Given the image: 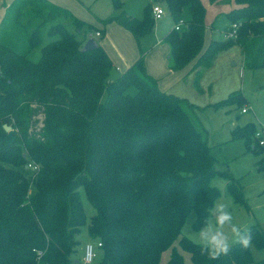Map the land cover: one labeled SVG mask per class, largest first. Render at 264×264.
<instances>
[{
  "label": "trees",
  "instance_id": "1",
  "mask_svg": "<svg viewBox=\"0 0 264 264\" xmlns=\"http://www.w3.org/2000/svg\"><path fill=\"white\" fill-rule=\"evenodd\" d=\"M156 1L164 3L174 24L183 21L180 30L173 28L164 38L173 71L195 61V67H209L232 45L240 47L245 70L264 68V0H234L236 8L225 14L226 40L213 38L206 48L201 0H152L141 19L121 12L101 22L123 26L140 47L141 38L154 29ZM112 4L115 10L123 6L121 0ZM5 8L0 23V264H78L84 226L89 242L102 243L94 264H161L168 250L166 264H186L180 250L193 264H264V259L255 262L251 251V245L264 248L258 226L245 231L251 234L248 248L236 242L218 260L182 236L188 216L196 214L198 230L220 196L211 183L215 176L226 180L236 204L247 201L241 180L215 169L211 147L185 102L160 91L146 73L144 51L132 68L113 78V61L99 43L85 52L87 40L56 22L66 18L76 31L96 30L71 11L47 0H15ZM45 27L52 41L42 45ZM231 32L234 36L227 37ZM38 47L35 62L30 55ZM245 104L244 94L236 91L219 106ZM232 139L244 140L256 155L264 152L254 123L234 127ZM257 166L264 171V155ZM81 188L95 209L89 222Z\"/></svg>",
  "mask_w": 264,
  "mask_h": 264
},
{
  "label": "rangeland",
  "instance_id": "2",
  "mask_svg": "<svg viewBox=\"0 0 264 264\" xmlns=\"http://www.w3.org/2000/svg\"><path fill=\"white\" fill-rule=\"evenodd\" d=\"M85 1L88 3L87 5L90 6L89 11L97 13L100 16L105 15L104 11L107 8H112L109 0L105 2L104 0H98L101 1L99 3L101 7L98 6L97 0H95L97 2L93 0ZM147 1L148 0H124V9L129 10L128 13L133 14L134 17L141 18L140 11L142 7L148 3ZM155 3L161 4L166 10L163 2L156 1ZM207 15L213 16L211 23L217 28L216 39L220 41L226 40L224 33L228 24L226 15L222 14L216 18L217 16H214L210 9ZM56 22L63 23L69 31L76 34L79 40H88L90 35L96 37L94 32L90 31L87 27H84L81 31H76L69 19L60 18ZM160 23L164 24L166 29L168 27L167 25H173L167 11ZM163 29L162 27V30ZM160 31L161 30H159V32ZM148 38L152 41L156 40L157 31H154ZM50 41H52V38L47 35V27H45L42 30V45ZM239 48L238 45H232L230 48L218 52L209 67H198L194 69L193 72H190L185 81H187L188 87H190L193 92L188 95V98H182L186 96H180L178 98L186 103L190 110L192 123L195 128L201 132L202 137L207 140L208 145L211 147V152L215 157V169L220 172L228 171L242 182L244 197L247 201L246 206H240L235 203L234 199L227 191L226 180L220 175L215 176L211 181L212 185L217 187L220 191V196L215 202L227 201L231 203V211L234 218L233 222L236 223L242 231H246L253 226H258L264 233V171H259L257 166V162L260 156L263 157L264 152L261 153V155H256L253 151L247 149L244 140L232 139V128L234 125L241 127L252 122L256 125L258 133L264 132V68L254 71L243 70L242 55ZM40 55L41 50L40 47H38L33 50L30 58L36 62L40 58ZM196 81H198L196 87H198L200 83L204 91H197L193 88ZM238 90L246 92V95L250 99V107L247 104L242 107L219 106V103L227 100L233 91L235 92ZM185 93L187 95V92ZM243 108L248 109V111L243 113ZM80 193L87 221L89 222L95 214V209L86 198L83 188H81ZM189 220L191 221L192 231H198L194 227L196 221V214L194 212L188 216L184 226ZM225 231L229 230L225 229ZM229 234L231 235V233ZM182 236H186L195 242V237L187 235L183 229ZM79 240L80 247L77 256L78 259L82 257L85 245L91 241L87 226L82 228ZM233 241V244L236 243L234 237ZM175 245L178 247V243ZM251 251L255 262L264 259V248L258 249L256 246L251 245ZM180 252L183 254L186 264H193L189 253L181 250ZM170 253L171 251L168 250L163 254L161 264L167 263Z\"/></svg>",
  "mask_w": 264,
  "mask_h": 264
},
{
  "label": "crops",
  "instance_id": "3",
  "mask_svg": "<svg viewBox=\"0 0 264 264\" xmlns=\"http://www.w3.org/2000/svg\"><path fill=\"white\" fill-rule=\"evenodd\" d=\"M13 1L15 0H0V23L5 15V11H6L5 6L10 5ZM47 1L51 2L52 4L58 7L71 11V13L80 20L94 26L96 28V30L93 31L95 35L97 32L102 33L101 37H93V35L90 36L95 38V40L103 47V49L106 51L108 56L113 61V64L115 66V70L112 72L113 78L117 77L118 75L132 68L139 59L140 52L144 51L146 73L157 81V85L160 91L176 97L186 96L182 98H188V95L191 94V92H193V90L190 87H188L187 81L185 80L190 72H193L194 69L198 68L194 66L196 61L193 64L187 66L186 68L178 71H173L169 65L170 47L167 43L164 42V38L173 29L174 23L172 26L167 25L168 27L166 29V26L160 23L162 19L155 21V26L153 31L150 34L146 35L145 37L141 38L140 40L141 46L139 47L133 34L127 29H125L123 26L119 25L116 22H109L106 25L103 22H101V20H107L108 18L116 16L121 12L126 13L128 16L132 18L141 19L143 17V12L145 7L148 4H150L152 0H148L147 1L148 3L142 7V10L140 11L141 12L140 14L142 16L141 18L134 17L133 14L128 13L129 10L124 9L125 6L124 0H121L123 6L120 10H115L113 4H111L112 0H109V3L110 5H112V8H107L104 11L105 15H102L104 17L98 15L97 13H92V11L90 12L89 11L90 6L87 5L88 3H86L85 0H47ZM105 1L106 0H104V2ZM201 1L206 7V17H205L206 30H205V42H204V46L206 48L213 38L214 39L217 38L216 36L217 28L215 25L211 23L213 16L212 17L208 16L210 14L207 15L209 9L212 11L214 16H217L216 18H218L219 15L222 14L225 15L232 9L236 8V4L234 0H231L230 2H225V0H217L215 2H211L210 0H201ZM100 2L101 1H98V4ZM98 6L101 7L100 4ZM162 27L164 28L163 30ZM159 30L161 31L159 32ZM154 31H157V39L153 41L149 40L148 36L152 35ZM239 50L241 53L240 48ZM242 69L245 70L243 68V56H242ZM200 87H201L200 83L198 87H196V83L193 86V88L197 91L200 90L204 91V89L202 87L200 89ZM238 91L244 94L247 100V105L250 107L251 106L250 99L246 95V92L242 90H238ZM185 92H187V95ZM184 106H185V110L189 114V117L192 119V117L190 116V110L186 105V103H184ZM234 127L236 126L234 125L233 128ZM261 158L262 157L260 156V159Z\"/></svg>",
  "mask_w": 264,
  "mask_h": 264
},
{
  "label": "clouds",
  "instance_id": "4",
  "mask_svg": "<svg viewBox=\"0 0 264 264\" xmlns=\"http://www.w3.org/2000/svg\"><path fill=\"white\" fill-rule=\"evenodd\" d=\"M231 203L227 201H217L207 209V217L204 225L198 231H192L191 221L182 228L187 235L195 237V243L201 251L212 260H218L222 256H227L233 244L239 243L243 248H248L251 244V234L242 231L233 222ZM228 229L229 231H225ZM231 233V235L229 234Z\"/></svg>",
  "mask_w": 264,
  "mask_h": 264
},
{
  "label": "built area",
  "instance_id": "5",
  "mask_svg": "<svg viewBox=\"0 0 264 264\" xmlns=\"http://www.w3.org/2000/svg\"><path fill=\"white\" fill-rule=\"evenodd\" d=\"M165 14H166V10L162 5L158 3L152 5V15L156 21L163 19ZM182 25H183V21H179L177 24H175L174 29L180 30ZM233 29H237V25H234ZM233 33L231 32L227 37L229 38L233 37L234 36ZM101 36L102 35L100 32L96 33V37H101ZM242 111L243 113H245L248 111V109L243 108ZM257 138H258V146L264 150V132L263 131L261 133L257 132ZM33 168L37 169V166H34ZM101 246L102 243L100 241L88 242L84 247L83 255L80 258L78 264H93L97 258V253Z\"/></svg>",
  "mask_w": 264,
  "mask_h": 264
},
{
  "label": "water",
  "instance_id": "6",
  "mask_svg": "<svg viewBox=\"0 0 264 264\" xmlns=\"http://www.w3.org/2000/svg\"><path fill=\"white\" fill-rule=\"evenodd\" d=\"M98 46V42L95 40V38L90 37L87 42L84 45L83 51H90L95 49ZM7 131H9L11 128L10 127H5Z\"/></svg>",
  "mask_w": 264,
  "mask_h": 264
}]
</instances>
